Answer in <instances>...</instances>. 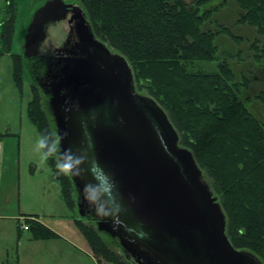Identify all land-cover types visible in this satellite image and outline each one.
Segmentation results:
<instances>
[{
	"label": "trees",
	"instance_id": "1",
	"mask_svg": "<svg viewBox=\"0 0 264 264\" xmlns=\"http://www.w3.org/2000/svg\"><path fill=\"white\" fill-rule=\"evenodd\" d=\"M76 1L96 37L132 65L135 84L147 85L149 96L166 111L177 130L180 146L191 150L201 170H207L213 179L232 246L264 264V123L249 108L253 99L244 95L249 88L248 74L256 66L263 68L264 46L253 41L249 48L254 53L253 62L238 60L243 69L235 72L228 60L233 52L225 49L220 54L219 38L226 36L241 43L247 42L246 37L236 36L231 26L215 20V15L233 2L241 12L236 26H248L264 39V0ZM14 17L11 15L6 29L8 47L12 44ZM41 58L44 62L35 64L24 56H12V80L17 88L23 89L25 74L32 82L35 97L29 102L28 116L39 135L56 132V125L49 120L52 115L43 105V97L38 96L42 90L36 75L40 70L47 72L49 59ZM211 61L218 63L215 73L201 68ZM245 66L253 69L246 70ZM258 98L264 99V92ZM48 164L66 204L76 207L70 174L59 172L55 154L48 157ZM85 214L86 218L76 222L77 230L99 263L127 264L108 249V240L121 246L118 240L98 231L92 222L91 205L85 207ZM25 223L37 239L54 237L34 217H28Z\"/></svg>",
	"mask_w": 264,
	"mask_h": 264
},
{
	"label": "water",
	"instance_id": "2",
	"mask_svg": "<svg viewBox=\"0 0 264 264\" xmlns=\"http://www.w3.org/2000/svg\"><path fill=\"white\" fill-rule=\"evenodd\" d=\"M67 19L76 20L83 52L54 76L50 109L60 150L79 158L70 176L81 218L91 205L98 231L118 239L136 264H262L232 246L193 153L180 146L166 111L137 92L127 59L96 37L79 6L51 0L40 7L24 56H40L48 25Z\"/></svg>",
	"mask_w": 264,
	"mask_h": 264
},
{
	"label": "rangeland",
	"instance_id": "3",
	"mask_svg": "<svg viewBox=\"0 0 264 264\" xmlns=\"http://www.w3.org/2000/svg\"><path fill=\"white\" fill-rule=\"evenodd\" d=\"M9 1V20L11 18V15H15L14 19V33L12 38V48L10 49V53L13 55H21L24 56L25 53V36L27 34V29L30 18L32 19L33 14L38 8H40L43 4L46 3L47 0H8ZM65 2H72L74 4L79 5V1L76 0H64ZM188 3H192L194 0H186ZM11 2L13 3V8H10ZM73 4V5H74ZM2 8V7H1ZM82 8V7H81ZM3 9V8H2ZM83 9V8H82ZM84 10V9H83ZM241 14L239 8L233 3L230 2L228 6L224 7L220 10L219 13L215 15V20L217 19L218 22L226 25L231 26L232 32L237 36L241 35L243 37H246L247 42H238V40H233L234 38L221 36L219 38V44L221 54L225 49L233 52V58L228 59L230 63L233 64V69H235V72L239 71L241 68L239 62H253V51L249 50L251 43L255 40H258L261 43V46H264V39L261 37H258L254 30L248 26H236V22L239 18V15ZM28 28H27V27ZM27 28V29H26ZM69 24L68 20L53 23L48 27V38L47 40L42 44L40 49V54L45 56H51L54 57L56 52H58L59 49L64 47L66 44L67 37L69 35ZM256 38V39H255ZM260 39V40H259ZM113 52H116L113 50V48L109 47ZM239 52V55L238 54ZM197 64V63H196ZM235 64V65H234ZM130 65V64H129ZM198 65V64H197ZM134 74V68L132 65H130ZM252 67V66H250ZM250 67H246L247 70ZM204 71H207L209 73H215L218 71V63L217 61H211L208 63H203L201 67ZM253 68H250L249 70H252ZM194 70H197V68H194ZM13 72V65H12V56L5 57L4 60H0V130L1 131H8L10 130L12 133L17 134L18 137L22 138L21 142V153H22V161H21V171H22V183H23V194L26 196H23L24 199L23 202L26 206H30V204L34 201L36 198L33 197V195H37L38 197L42 198V202L38 203L37 205L39 207H43L42 209L44 213H41V217L46 225L48 227H52L53 230L58 232L59 234H64L66 237H71L73 242L76 244V246L83 252H81V255L79 256V261H84L92 264V259H89L87 254H91V250L88 246V243L85 240V237L81 234L76 235L75 232H77V225L76 222L78 219H80L79 210L78 207H68L66 204L64 197L62 195L61 186H57L54 183H44L48 178L47 175H43L41 179L38 181L37 179H31L26 178L24 176V172L27 171L30 167V162L38 163L39 164V158L41 157L40 151L37 150L36 142L39 138V132L36 128V126L33 124V122L28 118V103L30 102L33 97V90H32V82L30 81L27 74L23 76V89L20 90L17 88L13 80L11 79ZM249 81V88L244 93L245 97L252 98V103L249 104V108H251V112L259 118L264 123V99L258 98L261 94V92H264V63L263 68L259 69V66L254 67V72L251 74H248ZM136 90L139 94L144 96H149V93L147 92V85H143V83H139L136 81ZM146 86V87H145ZM38 94H40L38 92ZM43 98L42 103L47 107L46 105V97L44 96L43 92L42 95H38ZM150 97V96H149ZM258 99V100H257ZM50 123L55 125L53 117L49 115ZM56 133V132H55ZM17 141V140H16ZM10 142V141H9ZM8 143V142H7ZM17 144V142H16ZM16 150H18V147L16 146ZM43 161V160H42ZM48 163V162H47ZM48 165V164H47ZM32 167V166H31ZM41 166H39L40 168ZM49 169L46 174H50L52 172L50 170V166H48ZM38 168V169H39ZM53 175V173H51ZM204 180L209 184L211 190L213 191V179L210 178V176L207 173V170H203ZM54 177V176H53ZM6 184V182H5ZM18 176L15 179V188L13 190V193L16 194V199L18 198ZM6 190V186H5ZM41 191H43L42 195ZM77 192V191H76ZM75 192V199L76 203L78 201L77 193ZM214 195L219 200V196L215 194ZM44 196V198H43ZM220 201V200H219ZM77 205V204H76ZM25 217L22 218V222L25 223ZM19 227L18 220L15 221V229ZM12 229V228H11ZM29 230H26L21 234V237H19L17 232L16 242H15V250L21 249V251L24 250L25 247L28 246L29 243H27L25 240L29 234ZM67 233H74V237H72V234ZM64 236V237H65ZM108 237V236H107ZM20 238V240H19ZM107 239V238H106ZM108 240V239H107ZM113 241V240H112ZM108 240V249L114 254L119 255L121 258L120 260L124 261L127 264H136L133 259L122 250L121 247H118L116 241L112 242ZM87 244V245H86ZM10 261L9 264H15V261H18V252L10 249ZM83 253V254H82ZM17 254V256H16ZM9 259V257H7ZM79 263V262H78ZM95 264H111L109 262H106L104 260L100 261V263L97 261Z\"/></svg>",
	"mask_w": 264,
	"mask_h": 264
},
{
	"label": "crops",
	"instance_id": "4",
	"mask_svg": "<svg viewBox=\"0 0 264 264\" xmlns=\"http://www.w3.org/2000/svg\"><path fill=\"white\" fill-rule=\"evenodd\" d=\"M8 8L9 1L0 0V60H4V58L8 56H13V54L10 53L12 46L8 47L6 40V29L10 17L7 10ZM21 142L22 138L18 137L17 134L12 133L10 130H0V264H9L10 253L8 252L10 249H13L15 253L16 251L18 252V261L16 260L15 264H90L78 260V255H81L80 253L83 251L76 246L71 237H66L62 233L59 234L53 230L51 226L48 227V225L44 223L40 215L41 213H44L42 210L44 208L37 205L42 202V198L35 194L33 197L36 199L31 202L35 204H30V206L24 204L22 199H24L23 196L26 195L23 194L22 191L23 179L20 168L22 161ZM16 146L18 147V150H16ZM39 160L40 165H38V163L30 162L29 169L24 172V176H26L25 179L31 178L39 181L43 175H47V177L50 178L44 181V183L51 182L58 186L59 184L53 177L54 175L51 174L53 172L46 174L49 169V164L47 163L48 159L42 161L40 157ZM39 166L41 167L39 168ZM17 176L19 185L17 193L18 198L16 199V194L13 193V190L15 188V179ZM42 192L43 191H41L39 196L43 194ZM23 217L36 218L39 223H42L54 233V237L51 239H37L34 237L33 232L29 230V234L25 240L29 243L28 246L25 247L23 251H21L20 248L15 250L14 244L16 242L17 232L19 237H21V234L26 231L22 227L24 224L22 222ZM16 220H18L19 230H17V227L15 229ZM67 234H72V237H74L75 234L79 236L80 233L77 230L75 234ZM87 255L89 259H92V264H95L97 258L92 253ZM7 257H9V259H7Z\"/></svg>",
	"mask_w": 264,
	"mask_h": 264
},
{
	"label": "flooded vegetation",
	"instance_id": "5",
	"mask_svg": "<svg viewBox=\"0 0 264 264\" xmlns=\"http://www.w3.org/2000/svg\"><path fill=\"white\" fill-rule=\"evenodd\" d=\"M48 1H51V0H47L46 3ZM66 3L74 4L72 2H66ZM45 4H43V5H45ZM74 5H76V4H74ZM35 12H34V14H35ZM34 14H33V16H34ZM67 15L69 17L72 16V15H75L74 9H70V11L68 12ZM32 19H33V17H32ZM32 19L30 18L28 27L30 26V24L32 22ZM63 21H65V20H63ZM51 24H53V23H51ZM51 24H49L48 27ZM68 24H69V22H68ZM48 27H47V30H48ZM75 28H76V20H74L72 24H69V31L70 32H69V35L67 37L66 44L64 45V47H62L61 49H59L58 52H56V54H55L54 57H51V56H43L41 54H40V56H38L36 58H27V57L24 56L26 58V60H28V61L31 60L33 62V60H34L35 64H38V63L40 64V63H43L44 62V59L41 58V57H48L49 58L47 60V63H48L47 72L46 71L44 72V71H41L40 70L41 73L37 74L36 75V78H37V80L39 82L40 89L42 90L44 96L46 97L45 98L46 99V105H47V108L49 109L51 115H52V111L50 109V99L52 97V87H51V85H52V83L54 81V76L57 75L60 72V70L63 67V64L66 63L67 59H69V58L72 59L74 57H78L79 55H81L80 53L83 52V47L80 44V40H79V37L77 35V32H76V29ZM52 117H53V115H52ZM53 120H54V117H53ZM79 199H80V201L82 200L81 197H79ZM84 210H85V208H84ZM84 218H86V216ZM94 224H97V223L94 222ZM116 240H118V239H116ZM118 242H119V240H118ZM119 244H120V242H119ZM127 256L129 257V254H127ZM133 261H134V259H133Z\"/></svg>",
	"mask_w": 264,
	"mask_h": 264
},
{
	"label": "clouds",
	"instance_id": "6",
	"mask_svg": "<svg viewBox=\"0 0 264 264\" xmlns=\"http://www.w3.org/2000/svg\"><path fill=\"white\" fill-rule=\"evenodd\" d=\"M54 136V139L51 137ZM62 134L55 132L41 133L39 136L36 147L40 151L41 159L47 160L49 156L55 154L56 168L60 173L72 174L79 171V158L70 149H61ZM89 185H85V197L88 196Z\"/></svg>",
	"mask_w": 264,
	"mask_h": 264
},
{
	"label": "built area",
	"instance_id": "7",
	"mask_svg": "<svg viewBox=\"0 0 264 264\" xmlns=\"http://www.w3.org/2000/svg\"><path fill=\"white\" fill-rule=\"evenodd\" d=\"M23 229L24 230H29V227L28 226H23Z\"/></svg>",
	"mask_w": 264,
	"mask_h": 264
}]
</instances>
